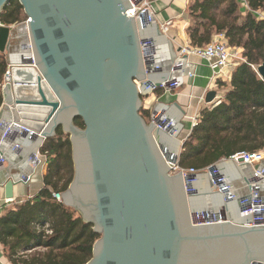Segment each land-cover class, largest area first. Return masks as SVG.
I'll use <instances>...</instances> for the list:
<instances>
[{
	"label": "water",
	"instance_id": "1",
	"mask_svg": "<svg viewBox=\"0 0 264 264\" xmlns=\"http://www.w3.org/2000/svg\"><path fill=\"white\" fill-rule=\"evenodd\" d=\"M8 1L0 0V14ZM18 2L29 19L35 69H11L1 110L39 135L32 137L33 153L58 128L69 135L73 179L61 202L100 235L86 264H264V221L252 222L264 212L243 223L199 221L200 192L187 182L197 175L170 174L168 163L178 162L179 151L163 139L173 136L172 128L155 119V111L149 121L140 114L146 87L161 83L153 81L147 37L155 21L128 17L129 0ZM9 34L0 26L1 54ZM5 58L8 65L25 64L21 57L19 63ZM256 72L264 80V63ZM215 98L208 92L205 102ZM230 164L220 160L207 169ZM247 166L236 168L245 172Z\"/></svg>",
	"mask_w": 264,
	"mask_h": 264
},
{
	"label": "trees",
	"instance_id": "2",
	"mask_svg": "<svg viewBox=\"0 0 264 264\" xmlns=\"http://www.w3.org/2000/svg\"><path fill=\"white\" fill-rule=\"evenodd\" d=\"M189 0L186 34L192 47H204L213 35L223 34L232 48L241 50L242 62L234 68L228 91L215 107L201 111L197 126L184 141L178 165L183 169L206 170L237 153L264 150V80L252 67L264 63V0ZM26 16L18 0H9L0 14V26L22 23ZM7 61L0 53L1 86ZM224 85L219 84V87ZM149 121V112L141 109ZM74 124L83 128L80 119ZM42 189L33 197L0 212V245L11 264H86L100 238L79 214L53 199L64 193L73 179L71 144L61 128L46 139ZM50 231L48 234L47 231Z\"/></svg>",
	"mask_w": 264,
	"mask_h": 264
},
{
	"label": "crops",
	"instance_id": "3",
	"mask_svg": "<svg viewBox=\"0 0 264 264\" xmlns=\"http://www.w3.org/2000/svg\"><path fill=\"white\" fill-rule=\"evenodd\" d=\"M188 1L152 0L150 14L153 17V21L159 26L161 34H157L156 24L154 25V23L150 25L147 33L152 45L153 68L157 71L152 75V77L155 76L153 81L164 83L172 77H176L178 81L176 89L170 92H156L149 97L151 98V104L149 110H147L149 112L148 120L151 118L152 111L156 112L154 116L156 119L160 117L165 119L167 126L172 128L174 137L172 135H164L163 140L171 149L170 151L178 150L179 155L184 141L192 131L193 121L198 120L202 110L211 109L220 103L228 91L227 87L234 70V68L229 69L225 73L226 76L219 80L218 89L212 90L216 92V98L211 104L205 102L206 94L212 92L208 89L212 71L207 62L193 56H187L182 59V69L185 74L177 75V77L173 73L175 64L180 58V47L185 45V43H189L186 34V28L189 24ZM239 6L242 15H245L247 8L244 7L242 2H240ZM169 21L172 22V26L165 33L162 32L161 25ZM4 54L9 56L8 61L19 63V55L14 53ZM187 73H191L192 77H188ZM219 84L224 86L219 87ZM1 109L2 105L0 107V120L11 123L10 115ZM16 145L20 146V151L16 152L13 149ZM35 147V142L28 137L19 139V137L11 136L1 143L0 151L5 162L0 166V209L21 203V201L33 197L42 189L45 164L33 173L32 179L28 184H24L21 180L23 176L31 172L29 162ZM262 164H264V161ZM239 165L241 164L222 165L218 168L219 173L236 188L242 185L250 186L255 182L253 173L258 165H249L246 167L245 172H238L237 168ZM195 185L200 192L196 199L197 205L195 206L198 212L208 210L217 213L224 211L226 219L231 218L239 223H243L249 218L247 214L242 213L238 202L234 201L227 205L224 204L222 197L209 185V177L205 170L199 171ZM207 193H211L212 197L206 198L205 194ZM261 194L264 196V183L261 185ZM0 264H11L4 257L1 245Z\"/></svg>",
	"mask_w": 264,
	"mask_h": 264
},
{
	"label": "built area",
	"instance_id": "4",
	"mask_svg": "<svg viewBox=\"0 0 264 264\" xmlns=\"http://www.w3.org/2000/svg\"><path fill=\"white\" fill-rule=\"evenodd\" d=\"M131 3V8L127 10L126 15L128 17H140L141 15H145L147 22H152L153 17L150 14L151 9V1L152 0H129ZM244 7L247 8V5L244 0H241ZM248 10V8H247ZM256 16L259 20H263L264 16L260 12L256 13ZM27 21L26 20L20 24L10 26V34L6 44L5 53H14L21 57V62L24 61L25 64H7V69L4 73V81L1 86L3 88L5 84V79L11 77V69L13 67H28L35 69L31 44L28 36L27 30ZM172 26V22H166L161 25V31L166 32ZM148 42L142 44V46L148 45ZM187 56H193L199 58L209 64V67L212 71V76L209 82L208 89L209 91L218 89V82L220 79L226 76V72L229 69L235 68L239 62H242L243 59L241 57V51L237 48H232L228 45L227 40L223 34H215L212 36L211 41L205 45L204 47H192L189 43H185L179 50V60L176 62L175 67L173 69V73L177 75L185 74L183 68V58ZM254 71L256 68L252 67ZM188 77H192L191 73H187ZM178 77V76H177ZM178 87V81L176 77H172L169 81L162 82L158 86L152 85L151 87H146V95L142 96V109L149 110V106L151 104V98L156 92H170ZM155 118V117H154ZM156 119V118H155ZM198 120H194L192 123V128L197 126ZM162 124H166L165 119L162 120ZM166 127L167 124H166ZM11 136L19 137V139H23L24 137H28L32 140L33 136L39 137L37 133L33 130L22 126L21 124H17L14 122H5L0 120V145L1 143L8 139ZM43 145V144H42ZM41 147L32 154L30 157V170L31 172L22 177V182L24 184H28L31 179L33 173L45 163V156L41 153ZM13 149L17 152L20 151L21 148L19 145L13 147ZM264 151H259L255 153H237L231 156L228 160L243 165H258L253 173V177L255 182L250 186L242 185L239 187H234L229 181L226 180L224 176H222L218 170L209 171L206 169L207 176L211 180L212 189L218 193L222 199L224 204H228L231 202H238L242 213L247 214L248 217L253 215L256 211L264 212V196L261 194V185L264 183ZM5 162V159L0 151V166H2ZM170 167V174H178L181 173L182 177L187 176H196L199 171L189 168L183 169L176 164L168 163ZM187 182L191 185L196 184V179H188ZM188 193H193L194 188H190L186 190ZM52 197L57 202H61L60 193H53ZM1 210V209H0ZM197 219L205 224L211 223H219L225 222L226 216L224 211H220L217 213H213L211 211H202L199 212L196 216ZM263 218H254L252 222H263ZM47 231V230H46ZM49 234L50 231H47ZM257 264V263H252Z\"/></svg>",
	"mask_w": 264,
	"mask_h": 264
},
{
	"label": "rangeland",
	"instance_id": "5",
	"mask_svg": "<svg viewBox=\"0 0 264 264\" xmlns=\"http://www.w3.org/2000/svg\"><path fill=\"white\" fill-rule=\"evenodd\" d=\"M262 14H263V16H264V13H262ZM25 20H26V18H25ZM25 20H24V21H25ZM24 21H23V22H24ZM68 136H69V135H68ZM43 168H44V167H43ZM42 170H43V169H42ZM203 171H204V170H203ZM72 210H73V209H72Z\"/></svg>",
	"mask_w": 264,
	"mask_h": 264
}]
</instances>
